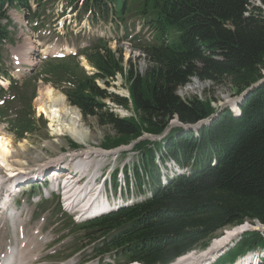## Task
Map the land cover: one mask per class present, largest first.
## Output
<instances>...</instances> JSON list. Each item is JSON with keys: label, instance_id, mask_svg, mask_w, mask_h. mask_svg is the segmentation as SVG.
Here are the masks:
<instances>
[{"label": "trees", "instance_id": "trees-1", "mask_svg": "<svg viewBox=\"0 0 264 264\" xmlns=\"http://www.w3.org/2000/svg\"><path fill=\"white\" fill-rule=\"evenodd\" d=\"M66 1L74 10L82 1L79 12H90L93 20H108L111 6L116 26L126 30L127 18L134 17L144 20L155 33L152 44L142 49L150 60L143 71L129 68L125 72L128 98L109 94L96 84L100 81L108 88L124 70L122 59L115 58L103 40L80 51L94 69L92 75H87L73 57L43 64L41 72L48 77L45 81L60 90L68 104L82 117L93 118L98 126L114 133V138L104 139V149L127 146L143 135L160 136L174 119L183 126H193L211 118L197 133L176 129L162 142L136 144L133 149L142 153V170L151 178L156 179L154 150L160 152L161 161L193 166L192 173L170 182L138 207L89 223L90 231L108 232L134 218L140 227L132 229L136 231L130 237V230L124 232L109 247L147 241L152 247L149 252L135 251L136 260L170 264L206 247L219 230L245 222L264 226V83L242 103L238 117L228 110L213 117L215 111L207 102L177 96V90L192 78L212 85L228 81L236 95L262 79L263 8L253 6L252 0ZM11 8L29 11L27 0H0V21ZM7 38L0 24V58ZM106 99L132 116L120 118L104 104ZM27 119L17 124L21 132L30 129ZM257 246L264 247V237L250 233L236 249Z\"/></svg>", "mask_w": 264, "mask_h": 264}, {"label": "rangeland", "instance_id": "rangeland-1", "mask_svg": "<svg viewBox=\"0 0 264 264\" xmlns=\"http://www.w3.org/2000/svg\"><path fill=\"white\" fill-rule=\"evenodd\" d=\"M29 1L31 3L32 9L38 10V12L40 13L46 10L47 12L45 15L49 21H51L54 18V16L55 19L58 17V15L62 16V13L64 12L63 7L65 3L63 1L44 0L41 3L42 6L40 9L37 7V3H35L34 0H29ZM262 1L263 0H258V1L252 0L253 6L264 8L262 6ZM64 14L66 16L67 12H65ZM16 16H17L16 14H12V18H15ZM78 19L80 21V24L78 22ZM82 19H84V21L81 23ZM136 21L137 20H134L128 23L127 33L129 27H131V30L134 31V29L138 25ZM90 23L91 20L88 19L87 21V17L83 13L80 15V17L79 16L76 17L75 23L73 21V17L68 16L65 19L59 20L57 22V25L53 24L51 26L52 28L51 33L46 34V38L44 39H40V38L33 39L32 37H29L27 27L26 28L23 27V30L22 29H20V31L18 30L17 32L18 35L14 40V48L20 49L21 54H23L24 56H28L30 58L29 59L30 64L23 62L24 63L23 71L27 72V76L29 77V79H27L23 85V89H24L23 97L25 98V101H27L26 98L31 94L32 91L34 92V96L37 98L39 89L43 88L42 86L44 87L49 86V85H45V82L39 81L40 77H38V74L41 67V63L39 62V57L41 58L45 55L50 56L53 50L55 52H61V51L68 52L69 55L73 54L77 52L79 49H82L83 45L87 44L92 39H96L98 37L108 38L111 41L108 45L109 49L114 54L115 58L122 59V67L124 70L122 74H117L114 77V81L109 83L108 88L104 87L99 82H97V86L100 89L106 90L107 93L109 94H115L121 97H126L127 83L125 81V72L129 68L134 69L138 72H142L147 62L150 60L148 58H145L143 52H140V46H138L137 43L131 44L129 49L121 44V41H119V39L122 38V36L123 38H125L123 35L124 31L121 28H119L118 30L116 29L115 31L110 27V24H104L101 22L92 27ZM63 25H65L64 29H63ZM65 27H68L70 29L71 35L69 34L65 35L67 32V28ZM21 32L23 33V35H21ZM131 34L132 33H128L127 36H130ZM141 38L142 37H140L139 39ZM261 73H262V79L260 81L262 82V80H264V71H262ZM255 88L251 89L250 93ZM240 95L234 94L233 88L228 84V81H225L220 85H212L211 83L201 82L195 78H192L187 85L177 90V96L182 100L188 101L190 98L196 97L199 101L207 102L210 105V107L215 111L213 114L214 116L220 113L221 111L228 109L229 102L233 101L236 98H239ZM103 102L110 109V111L114 112L120 118H126L131 115V112L123 110L122 108L111 103L108 99L104 100ZM14 105H18V104L14 103ZM19 105L20 108L23 107L22 103H19ZM241 105H242L241 103L237 105L238 110H233V111L228 110V112L239 113L240 112L239 107ZM231 106H233V104H231ZM36 107L37 106H35V104L32 102L31 111L27 110V113L29 114L32 113L34 126L29 134L27 133L22 137L18 136V131L15 130L13 127H11V125H7L6 118L4 120L3 118H1L2 121L0 122V130L4 129L7 137L9 136L11 137V138L9 137V139L13 141L14 148L23 151V153H21V156L23 157L21 158L25 157L24 161L29 157H33V159L34 157L35 158L40 157V159L37 160L34 159L35 160L34 168H36L38 163H41L46 159L54 158L53 160H55L57 158L65 156L64 158H61L62 160L61 162H63L68 157L66 155L72 152L73 153L79 152L81 149H83V147L79 146V148L76 147V150L78 151H72L74 149H71V144H75V142L77 141L71 139L68 136L54 137L51 133V129L48 127V123L46 122L45 117L43 115L38 116L40 114H38ZM65 107H67V109L71 111L72 113L71 115L79 118L78 131L82 130L84 133L83 140L80 141L82 146L85 147L84 149H86L87 147V148H94L97 151L122 150L123 152V150L128 151L127 149L132 148L139 142L149 141L151 143H155L157 141L156 140L157 138L162 137L163 140H165L167 136L176 129L185 130L184 128L180 127L183 125L179 124L177 122V119H174L170 122L169 129L166 130L160 136L144 135L139 141L133 142L127 146H119L112 149H104L102 146L104 139L107 137L114 138L115 137L114 133L109 128L98 126L95 119L90 117H86V118L82 117V115L80 114L79 110L76 107L71 106L66 102H65ZM3 108L4 109H1L3 111L1 115H4L9 111L10 105ZM19 112H21V109ZM12 118H14V113L9 114L7 120ZM183 127H188V126L184 125ZM22 145L23 147H21ZM122 152H119L116 156L120 157V153ZM132 161L133 162H129L128 165L130 166L132 164L133 166H136L137 164L138 166L140 165V162L139 163L134 162L135 159H132ZM121 163L122 165L123 163L127 164L124 158L122 159ZM157 168L159 170L160 176L157 179L153 180V183H155V185L157 184L160 186L162 182L164 181L169 182V180L172 177H177L176 174L180 172V170H184V168L182 169V167L179 166L178 164L176 165V167H173L172 165H170L169 161L164 166L160 165ZM15 170L18 171L20 169L18 168ZM129 170H131V167L129 168ZM129 170L127 171L129 172ZM140 171L141 169H139V172ZM189 171L190 170L188 169L183 173H188ZM129 173H127V175H129L128 179L132 183V185L135 186L136 183L133 180L134 178H132L133 174L131 172ZM140 186L150 190L157 189V187L152 186V183L149 182V179L146 176H144V183L141 182ZM53 206L54 203L51 205V207L48 210H46L47 212L46 211L37 212V217L34 218L32 222L29 223L24 220L23 223H21L20 225L22 226L27 237H33L32 233L36 231V229L39 230L42 229V234L48 235L49 238L51 239V242L49 244L46 243L47 245L41 243L40 244L34 243L35 245H39L36 248L37 253L35 255V258L38 255L40 257L38 264H62V263L67 264L69 261L73 262L74 261L73 258H75L76 264H83V263L91 264L90 261L87 260V256L90 253L88 251V247L86 246L87 243L86 241H81L80 239L83 236V234L78 232L76 228H71L70 226H67L66 219H64V221L60 223V219L56 220L55 216L50 215L51 212L48 211L52 210ZM252 225L255 226L254 224ZM237 227H231V228L234 229ZM227 229H230V227L219 230L212 237V239L209 241L206 247L196 248L195 250L191 251V253L203 251L211 244V242L215 238L220 237L221 234H223L224 230ZM13 238H12V230L10 228V225L7 226V223L0 225V245H1L0 247L4 249V247L6 246H12L14 244ZM239 238L236 239L235 242H238ZM12 241L13 243L11 244ZM43 245L45 246L43 247ZM229 252H230L229 254L228 253L225 254L215 264H231L238 256L244 254V251H238L236 247L234 248L230 247ZM30 258H32V255L30 256ZM36 260H35V264H37ZM69 264L71 263L69 262Z\"/></svg>", "mask_w": 264, "mask_h": 264}, {"label": "bare ground", "instance_id": "bare-ground-1", "mask_svg": "<svg viewBox=\"0 0 264 264\" xmlns=\"http://www.w3.org/2000/svg\"><path fill=\"white\" fill-rule=\"evenodd\" d=\"M83 65L87 68L84 61ZM35 106H37L38 114L43 115L47 120L48 127L51 129V133L54 137L68 136L77 142L83 140V131H78L79 118L71 115V111L65 107V99L60 93L56 92L49 86L39 89ZM21 147H23V145ZM88 152L96 153V150L94 148H88V151H82L80 154L76 155V157H87ZM21 153H23V151L14 148L13 141L0 130V225L5 224L6 221H8L14 230V244L12 246H7L4 250H1L0 247V264H33L36 260V253L33 251L36 248V245L34 243L31 245L32 241L41 244L49 242L47 237H33L32 241H30L24 236L20 240H17L15 229L18 225H21V222L16 215L12 214H10L8 219L4 220L6 217L2 214L4 209L9 205L7 184L9 182L8 180L12 178L13 173L17 172L15 167L22 170H31L35 166L34 159H40V157H34V159L33 157H29L24 161L25 157L21 158L23 157L21 156ZM64 157L65 156L57 158L54 161L60 163L62 161L61 158ZM71 157L72 155H69L66 160L71 159ZM1 173H4V175ZM10 183L13 184L12 182ZM29 183L30 181L26 182L27 185H29ZM256 229L262 232V235L264 236V231H262L258 225L253 226L247 222L240 227L238 226L234 229L230 228L224 230L223 234H221L220 237L215 238L203 251L187 253L177 258L176 261L171 264H211L222 252L227 250L236 239L242 236L245 230L251 231ZM31 255L32 258H30ZM250 261L251 258L248 261L244 258L243 260H240L238 264H249ZM67 264H69V262Z\"/></svg>", "mask_w": 264, "mask_h": 264}, {"label": "water", "instance_id": "water-1", "mask_svg": "<svg viewBox=\"0 0 264 264\" xmlns=\"http://www.w3.org/2000/svg\"><path fill=\"white\" fill-rule=\"evenodd\" d=\"M263 83H264V80H262V82L259 81L257 84L251 86L249 89H247L246 91H244V92L239 96V98L234 99L233 102L237 103V105H239V103L242 104V103L247 99V97L249 96L251 89H253V88H255V87H257L258 85H261V84H263ZM215 116H217V115H215ZM215 116H213V117H215ZM177 122H178V121H177ZM210 123H211V118H210V120H208V121H202V122H200V123L197 125V130H198L199 128H201L202 126H207V125H209ZM191 128H192V127H189V126H188V127H185L184 129H185V130H191ZM253 224H254V225H258V226L262 229V231H264V230H263L264 226L260 225L258 222H253ZM246 233H259V234H262V232H260L258 229H256V230H251V231H249V230H245V231L243 232V235L246 234ZM231 245H233V244H231Z\"/></svg>", "mask_w": 264, "mask_h": 264}]
</instances>
